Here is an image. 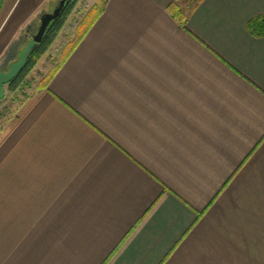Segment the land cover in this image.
<instances>
[{
	"label": "crops",
	"instance_id": "1",
	"mask_svg": "<svg viewBox=\"0 0 264 264\" xmlns=\"http://www.w3.org/2000/svg\"><path fill=\"white\" fill-rule=\"evenodd\" d=\"M59 1L0 0V58ZM175 1L107 0L0 128V264H264V0Z\"/></svg>",
	"mask_w": 264,
	"mask_h": 264
},
{
	"label": "rangeland",
	"instance_id": "2",
	"mask_svg": "<svg viewBox=\"0 0 264 264\" xmlns=\"http://www.w3.org/2000/svg\"><path fill=\"white\" fill-rule=\"evenodd\" d=\"M105 0H78L74 10L68 17L66 25L61 34L51 45L49 50L41 56L32 71L29 73L27 80L23 83L18 91H10L8 85L5 86V97L1 99L0 107V128L5 121L12 117L20 103L27 95L39 84L44 82L51 72L62 61L64 54L70 43L76 39L80 31L84 29L87 23L86 16L89 11L96 6H101ZM32 24H27L26 28L18 32L15 40L6 48L4 56L0 58V69L7 70L12 61L18 58L17 51H14L15 45L20 51L32 39V34L37 32L40 22L36 21L32 25L30 33L27 29ZM17 50V49H16ZM12 60V61H11Z\"/></svg>",
	"mask_w": 264,
	"mask_h": 264
},
{
	"label": "trees",
	"instance_id": "3",
	"mask_svg": "<svg viewBox=\"0 0 264 264\" xmlns=\"http://www.w3.org/2000/svg\"><path fill=\"white\" fill-rule=\"evenodd\" d=\"M78 0H67L64 5L61 14L51 21L49 24L42 40L36 43L29 54L27 55L26 63L24 67L19 71L17 76L8 84L10 91H18L23 83L27 80L29 73L34 68L37 61L41 58L43 54H45L51 45L56 40L59 32L65 26L68 17L71 15L72 11L75 8V5ZM202 0H176L175 2L169 5V10L171 13L179 19L184 25L186 24V20L188 18V14L192 11ZM107 0L103 1V4L100 6L94 5V7L89 11L86 16L87 23L84 26V29L80 31L79 35L76 37L72 43H70L67 48L62 61L58 64V66L51 72V74L46 78L44 82H42L41 86H46L49 83L50 78L54 75L57 68L61 65V63L70 55V53L74 50L78 42L85 35L86 31L90 28V26L94 23V21L98 18V16L105 9ZM31 26V25H30ZM248 31L255 37H264V13H260L251 18L247 23ZM14 51H17L18 57L23 50V48L19 50L18 46L15 45ZM17 49V50H16ZM28 96V95H27ZM1 107V100H0Z\"/></svg>",
	"mask_w": 264,
	"mask_h": 264
},
{
	"label": "water",
	"instance_id": "4",
	"mask_svg": "<svg viewBox=\"0 0 264 264\" xmlns=\"http://www.w3.org/2000/svg\"><path fill=\"white\" fill-rule=\"evenodd\" d=\"M66 1L67 0H60L51 12L44 13L41 16L37 32L33 34L32 39L23 48L18 59L10 64L7 71H0V100L5 97V86L8 85L24 67L27 55L31 51L32 47L42 40L51 21L61 14Z\"/></svg>",
	"mask_w": 264,
	"mask_h": 264
},
{
	"label": "flooded vegetation",
	"instance_id": "5",
	"mask_svg": "<svg viewBox=\"0 0 264 264\" xmlns=\"http://www.w3.org/2000/svg\"><path fill=\"white\" fill-rule=\"evenodd\" d=\"M33 35V34H32Z\"/></svg>",
	"mask_w": 264,
	"mask_h": 264
}]
</instances>
